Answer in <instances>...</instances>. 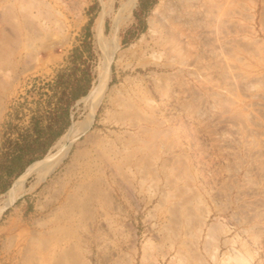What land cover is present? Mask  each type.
Instances as JSON below:
<instances>
[{
  "label": "rangeland",
  "instance_id": "1",
  "mask_svg": "<svg viewBox=\"0 0 264 264\" xmlns=\"http://www.w3.org/2000/svg\"><path fill=\"white\" fill-rule=\"evenodd\" d=\"M127 1L0 0V203L29 164L57 152L103 48L112 52L91 129L43 179L27 175L0 213V264H264V134L216 122L204 95L215 74L165 77L150 36L160 0H136L115 30ZM229 1L230 37L244 48L235 57L264 72V0Z\"/></svg>",
  "mask_w": 264,
  "mask_h": 264
},
{
  "label": "bare ground",
  "instance_id": "2",
  "mask_svg": "<svg viewBox=\"0 0 264 264\" xmlns=\"http://www.w3.org/2000/svg\"><path fill=\"white\" fill-rule=\"evenodd\" d=\"M135 1L128 0L121 4L123 16L120 23L115 21V30L120 24H124L131 19V11ZM231 2L229 0H160L153 9L152 15L155 18L150 23L151 42L152 46L158 49L163 56L161 69L167 71L164 74L167 75L165 76L167 79L174 78L177 84L184 85L183 77L185 76L200 73L203 76L205 75L204 79H207L208 76L206 75L210 74L218 76L220 79L216 80L220 82L218 85L204 87L206 89L204 95L210 100V109L215 110L214 116L217 123H226L230 124L229 126L241 128L251 125L255 128L253 133L257 132L261 135L264 134V72L252 73L243 71V67L248 68L243 61L244 59L235 57L237 56L235 53L244 50V48L240 47L242 43L239 46L233 43L230 37L233 29H238L234 28V23L236 22H233V14L235 13ZM105 13L107 11L103 12L101 10L93 22L92 30L97 42H101L102 39ZM99 46L103 48L101 44ZM245 49L251 50V48L247 47ZM103 50L104 52L96 69L95 81L82 98L84 109L82 118L72 121L65 132L54 143L52 148L57 149L55 154H47L42 159L32 162L26 167L23 174L13 182L12 186L3 195V199H1L0 213L24 191L23 182L27 175L35 174L38 180L43 179L67 155L74 139L91 129L96 110L110 75L109 66L112 60V52L104 48ZM254 54L253 57H255ZM248 55L246 54V56ZM212 76L214 77V75ZM213 77L210 79L213 80ZM204 81L206 83L209 80ZM214 83L217 82L214 80ZM169 89L170 87L167 83L159 86V90L163 94H167ZM223 90L236 93V99L232 96L235 100H230V98L225 100ZM242 95L248 99L247 103L242 97L240 98ZM148 99L144 100L149 105ZM195 107V102L188 101L187 108L193 110ZM249 107H251L250 117L245 114ZM138 111L140 110L138 109ZM211 116L213 115L211 114ZM154 136H157L156 133ZM261 144H264V140L261 141ZM260 153V150H258L253 152L252 155L256 158L261 155ZM260 163L262 162L260 161ZM262 164L260 166L263 168ZM210 231H212V237L215 238V235L219 234L221 230L219 226H213ZM193 264L204 263L195 260Z\"/></svg>",
  "mask_w": 264,
  "mask_h": 264
},
{
  "label": "trees",
  "instance_id": "3",
  "mask_svg": "<svg viewBox=\"0 0 264 264\" xmlns=\"http://www.w3.org/2000/svg\"><path fill=\"white\" fill-rule=\"evenodd\" d=\"M76 97L77 96H75L74 98H76ZM17 158H18L17 156H13L10 160L12 162H14ZM34 158L28 159L25 164H20L18 166L13 167L12 169H10V171H9L8 174H12V175L20 174L24 170V168L26 167V165H28L29 163H31Z\"/></svg>",
  "mask_w": 264,
  "mask_h": 264
}]
</instances>
